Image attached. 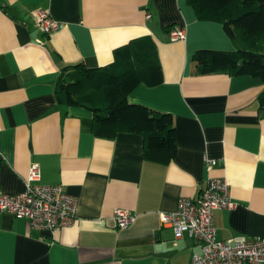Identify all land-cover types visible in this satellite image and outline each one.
Instances as JSON below:
<instances>
[{
  "label": "crops",
  "instance_id": "1",
  "mask_svg": "<svg viewBox=\"0 0 264 264\" xmlns=\"http://www.w3.org/2000/svg\"><path fill=\"white\" fill-rule=\"evenodd\" d=\"M39 11L60 30L44 35ZM173 27L187 39L172 42ZM146 36L158 46L164 80L138 86L129 102L173 116L177 154L167 165L145 159L142 135L97 137L92 112L56 93L65 67H105L118 48ZM200 50L236 48L188 0H0V194L23 193L37 165L41 184L79 202L75 225L60 233L0 212V264H192L199 242L176 239L161 214L197 199L211 178L227 181L235 203L215 213L219 239L264 237V83L198 74ZM206 158L217 165L207 170ZM116 210L134 215L133 225L120 230Z\"/></svg>",
  "mask_w": 264,
  "mask_h": 264
},
{
  "label": "trees",
  "instance_id": "2",
  "mask_svg": "<svg viewBox=\"0 0 264 264\" xmlns=\"http://www.w3.org/2000/svg\"><path fill=\"white\" fill-rule=\"evenodd\" d=\"M198 20L221 24L233 41L232 52L200 50L194 56L198 74L251 76L264 83V0H188ZM158 46L149 36L132 40L115 51V60L99 68L82 64L65 67L57 83L60 101L93 114L97 137L114 139L121 133L144 137L147 161L167 165L177 154L173 116L129 102L140 85L163 83ZM264 113V90L258 97Z\"/></svg>",
  "mask_w": 264,
  "mask_h": 264
},
{
  "label": "built area",
  "instance_id": "3",
  "mask_svg": "<svg viewBox=\"0 0 264 264\" xmlns=\"http://www.w3.org/2000/svg\"><path fill=\"white\" fill-rule=\"evenodd\" d=\"M150 18L151 15H147V19ZM35 20L46 36L58 32L62 26L44 11H39ZM170 37L172 42H182L187 39V34L184 29L173 27ZM216 165V161L205 159L207 170ZM234 208L227 181L211 178L197 199L184 198L175 213L161 214V223L173 229L176 239L188 234L199 242L201 252L193 255L192 264H264V237L219 239L215 213ZM78 209V200L66 194L62 187L41 184V171L37 165L31 167L23 193L0 194V212L25 219L35 231L60 233L72 227L77 221ZM114 216L120 230L128 229L135 222L134 215L125 210H116Z\"/></svg>",
  "mask_w": 264,
  "mask_h": 264
}]
</instances>
